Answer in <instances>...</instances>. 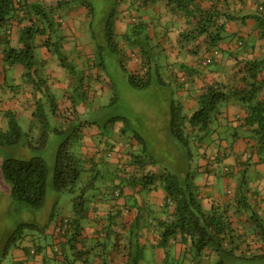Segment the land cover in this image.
<instances>
[{
	"label": "trees",
	"instance_id": "16d2710c",
	"mask_svg": "<svg viewBox=\"0 0 264 264\" xmlns=\"http://www.w3.org/2000/svg\"><path fill=\"white\" fill-rule=\"evenodd\" d=\"M107 1L110 2V6L101 22L102 30H100L101 36L105 37L107 41L105 43L101 40L99 44H105V50L110 52L113 57L111 61H107L103 58L104 55L97 54L102 61H96L94 66L110 77L113 83V91L108 104L100 102V109L107 110L109 105L112 107L121 97L118 88L125 79L124 76L123 80L117 78V76L124 73L127 76L128 88L134 90L149 89L148 94L149 92H160L162 94L160 101L169 103L170 118L167 122V128L169 133L172 134L171 137H173L175 145L185 153V151L192 149L194 142H203L209 134L214 132V121L223 107L239 101L248 107L245 125L253 128L255 134L253 149L259 155L260 162L264 163V80H260L264 72V55L246 61L245 72L240 83L227 85L218 82L207 85L197 98V109L189 114L176 92L166 89L170 86V83L165 77V66L158 63V59L159 62L163 63L161 59L165 57L164 49L160 44L158 46L152 45L147 24L143 22L142 15L139 12L144 10L143 7L158 5L162 11L178 14L184 18L185 27L180 32L179 39L181 44L194 43L205 37L214 46L211 49V55L207 57V59L211 58L210 63L204 65L211 64L216 55L220 53L217 45L223 39L227 22L236 19L245 21L248 15L237 16L230 13L231 11L226 8L224 3L226 0ZM93 2L94 0H60L53 7L41 0H0V48L2 46L6 47L4 61L9 65H22L25 69L24 78L35 86L32 95H35V98L36 95H39L36 98L37 107L34 117L40 118L43 127L37 147H45L47 144L50 134V120L45 110V102L42 100V92L44 87L49 84V80L44 77V74L40 73L38 68L36 35L40 33L49 35L43 44L48 47L52 55L56 56L67 70H70L72 75H76L75 61L70 58L68 52L62 49L63 25L60 19L56 17V10L62 7L72 8L75 4L85 5L92 17L90 25L93 27L97 13V7ZM124 6L125 8L122 10L121 8ZM255 18L258 23L259 34L264 37V13L257 15ZM118 19H122L123 24L129 27L125 33L117 30V23L115 22ZM16 23L22 25L19 30L21 47L18 48L11 46V34ZM245 48L246 41H241L239 50L235 53L236 58L241 53H245ZM153 50H156L157 53ZM133 58L140 61L139 73H134L129 69V61ZM207 59H203V62ZM114 61L117 63L115 66L113 65ZM155 68L157 69V75L154 74ZM159 68H161V71ZM76 76L78 85L74 89V93L80 94L78 100H74V103L77 104L89 99L90 96H88L86 87H93V83L87 84L85 82V79L88 78L85 74L78 76L77 73ZM89 80L91 81V79ZM121 90L119 89V91ZM97 94L98 91L94 90V100L97 99ZM52 104H54V114L57 120L62 121L64 115L58 111V107L55 109L57 106L55 99ZM5 115L10 119V123L5 131H0V145H16L24 142V139L28 137V133L24 131L16 115L12 111H6ZM110 117L112 122L117 121L114 115ZM120 117V120L125 122L124 129L121 132L128 133L131 120L124 116ZM78 120L79 123H74L70 132L75 133L76 139L79 140L81 135L79 134V128L82 126V121L80 118ZM132 132L134 135H132V141L129 145L130 147L133 145L139 146L138 152L132 154L136 171L128 179L124 178L125 184L121 179V188L115 192V195L124 196V185L138 186L143 184L146 188H150L149 190L162 188L166 192V201L162 206L163 213L166 216L164 218L154 217L151 221V219L144 218L139 213L132 222H124L119 217L130 210L127 207H125V212L120 209L118 211L119 216L115 215L109 218L115 223L108 222L106 225L107 238L102 242L105 243V248H108L110 242L119 241L123 236L127 243V253H129L126 264H143L146 246L141 243V239L145 236V230H147L154 232L157 238L156 245L166 249L167 253H172L173 240L177 242L180 240V242L187 245L184 255L179 259L172 258L168 253L166 259L170 264H200L202 262L200 260L205 259V257L214 259V264H249L254 261H264V215L257 212L251 201H249V185L245 172H242L236 199L240 209L250 212L248 222L250 224L251 221L252 225L244 231L246 235L248 233L250 235L249 242L242 232H237L234 228L228 210L215 205L212 207L204 205L192 172L182 173L176 169L166 167L164 172L158 174L141 173L140 169H143L147 162L157 164L158 161H155L157 156L154 157L149 153V143L142 132L137 129H133ZM71 145L64 142L57 154L54 178V187L59 193L56 201L57 205L60 204L64 192H76L75 187L81 179L82 170H86L82 165L81 158L72 151ZM108 148L110 152H115L116 149L121 152V149L117 148L115 143H108ZM119 162L122 163L121 153L119 154ZM3 170L6 180L12 185V195L17 203L39 209L46 206L49 196L50 168L44 158L36 156L28 160L7 159ZM100 172L102 173V171ZM100 172L91 171L90 173H93V175L90 177L89 182L84 184L80 192L75 195L72 210L74 221H78V226L74 224L71 217H67L63 222V229L68 232L72 231L74 242L77 241L79 232L80 236L82 234V228L79 226L80 220L88 209V205L92 202L88 199V196L96 189L97 176ZM109 173L111 177L104 180L114 181L117 175L112 172ZM128 205L130 208L132 205L136 208L135 196L132 199V205L129 202ZM137 208L139 210V206ZM117 220H120V222ZM116 226L123 228V231L119 232ZM23 228L21 226L14 233L8 244L16 243L17 237L23 232ZM257 241L262 244L260 247L253 244ZM28 248L30 255L37 254V249ZM188 256H190V262L187 260ZM94 260L95 257L90 258L89 251L82 250L78 251L71 260L66 261L64 264H77V262L92 264ZM207 261L209 260L207 259ZM104 264L108 263L105 262Z\"/></svg>",
	"mask_w": 264,
	"mask_h": 264
},
{
	"label": "crops",
	"instance_id": "0c3cea01",
	"mask_svg": "<svg viewBox=\"0 0 264 264\" xmlns=\"http://www.w3.org/2000/svg\"><path fill=\"white\" fill-rule=\"evenodd\" d=\"M41 1L54 7L60 0ZM224 3L226 8L231 11L230 13L237 16L248 15V18L245 21L236 19L227 22L223 39L217 45L220 53L208 65L204 64L208 60L207 57L212 53L211 49L214 48L209 40L202 37L194 43L185 45L180 43V32L185 27L184 18L165 10L164 12L158 5L143 7L144 10L139 12L142 15L143 22L147 24L152 45L158 46L160 44L164 49L165 57L161 59L163 62L161 64L165 66V77L170 83V86L166 89L176 92L189 114L197 109V98L207 85L218 82L227 85L240 83L245 72L246 61L264 55V37L259 34L258 23L255 18L257 15L264 13V0H226ZM124 8L125 6L121 9ZM56 11V17L60 19L63 25L62 49L68 52L70 58L75 61L76 75L77 73L78 76L85 74L86 78L91 79L90 81L87 78L85 82L87 84L93 83V87H86V91L90 94L89 99L76 104L74 100H78L77 94H71L69 97L68 95L65 96L66 91L76 89L78 78L76 75H72L70 70H67L57 57L52 55L48 47L43 44L49 35L42 33L36 35L38 68L40 73L44 74V77L49 80L48 83L53 86V89L61 91V94L63 93V96L60 94L61 97L56 96L55 99L58 103V111L61 114L66 113L64 117L74 116L75 120L80 118L82 121V126L79 128L81 135L78 142L81 144L82 157L87 160L86 167H89V173L91 171L100 172L104 168L117 176L111 182L105 181L104 179H108V176L104 177L101 172V175L97 176L96 189H99V191L80 220L79 226L82 228V234L80 236L79 232L76 242H74L72 231L68 232L63 229V222L67 217H71L74 221L73 210L66 211V208H64L63 215L49 224L45 232L39 235L40 240L33 237L34 241L38 243L44 241L46 244L45 247L39 245L36 257L34 256V259H31L33 255L28 253V246L24 244L20 247L15 246L12 251L13 264H46L47 259H54L57 262L59 260L64 264L66 261L71 260L78 251L82 250L89 251L90 258L95 257L92 264H104L105 262L108 264H126L129 253H127V243L123 236L119 241L110 242L108 248H105V243H102L107 238V223H115L109 218L115 215L119 216L118 211L120 209L125 212V207L130 211L119 217L124 222H132L139 213L144 218L151 219V221L154 217L164 218L166 215L163 213L162 206L166 201V192L162 188L149 190L150 188H144L141 185H124V196L115 195V192L121 188V179L125 184L124 178L128 179L136 171L132 154L138 152L139 146L133 145L130 147L129 143L132 141V135L121 132L124 129L125 122L119 121L121 119L120 115H114V118H117L114 123L110 116V118L105 117L107 111L100 109L99 105L100 102H103L102 98L106 96L108 100L110 99L113 83L104 71H100L94 66L96 61H102L97 56L98 49L95 41L91 42L85 37L87 44L80 43L84 33L92 32L85 26L86 22L92 20L89 9L85 5L75 4L72 8L62 7ZM116 23L117 30L121 33H125L129 28L123 24L122 19H118ZM21 26L18 23L15 24L11 34V46L21 47L19 43ZM82 26L86 28L85 32L83 35L76 36L74 31ZM106 41L105 38L103 42L106 43ZM241 41H246L245 53H241L236 58L235 53L239 50ZM5 53L6 47L2 46L0 48V92L4 94L1 96V111L6 118V111H12L20 121L24 116L31 120V112L36 110V98L39 95H36V98L35 95H32L35 86L24 78V67L19 64H7L4 61ZM203 59L207 60L203 62ZM139 62L134 58L131 59L128 64L129 69L134 73H139ZM116 64V61H114L113 65ZM124 79V86L127 87L126 75H124ZM260 80H264V72ZM94 90L98 91L95 100ZM148 90L137 89L136 91L141 94H148ZM94 102H97L98 109L92 108ZM168 105L169 103L164 101L163 118L166 129L165 133L160 135V138L162 137L163 144L169 141L170 144L175 145L173 137L169 135V130H167V122L170 118ZM247 108V105L239 101L223 107L214 121V132L209 134L205 141L194 142L192 149L185 151V153L176 151L178 153L176 158L161 160L157 155V160H155L158 161L157 164L147 162L140 171L143 174H158L164 172L168 167L182 173L192 172L204 205L206 207L215 205L228 210L234 228L237 232H242L249 242L250 235L249 233L246 235L244 231L252 225L251 221L250 224L248 222L250 212L238 207L237 190L242 172H245L249 185V201H251L257 212L264 215V163L260 162L259 155L253 149L255 144L253 128L245 125ZM157 114L155 110V116ZM124 117L129 118L126 115ZM117 123H119L118 127L116 126ZM117 128L120 129L118 133L120 138L126 140L120 142L123 143L120 146L115 143L121 149L122 163L108 156L110 154L108 143H114L112 135L118 132ZM151 152L149 150L150 154ZM134 196L136 198V208L132 205ZM57 200L56 197L55 203ZM128 202L132 205L131 208ZM137 206H139V210ZM117 221L120 222V220ZM74 224L78 226V221H74ZM116 229L119 232L123 231V228L118 226H116ZM144 235L141 239V243L146 246L143 264H170L166 259L169 252L167 253L166 249L156 245L157 238L154 232L145 230ZM172 246V253H169V255L176 259L181 258L187 249V245L180 242V240L178 242L173 240ZM105 259L107 260L104 262ZM187 260L191 261L190 256ZM213 260L211 257H205V259L200 260L202 261L200 264H214ZM77 264L83 263L77 262Z\"/></svg>",
	"mask_w": 264,
	"mask_h": 264
},
{
	"label": "rangeland",
	"instance_id": "374dc122",
	"mask_svg": "<svg viewBox=\"0 0 264 264\" xmlns=\"http://www.w3.org/2000/svg\"><path fill=\"white\" fill-rule=\"evenodd\" d=\"M93 3L97 7V13L94 18L95 22L93 25V29L89 21L85 23V26H87L88 30H92V32L88 34L84 33L86 30V28L83 27L84 25L81 28H76L74 32L76 36L83 35L84 33V35L81 37V44H87V40L85 39V37L91 42L95 41L96 48L98 49L97 54H102L104 55L103 58L105 60L111 61L113 56L110 54V52H107L105 50V44H99V41L105 40V37L101 36L100 33V30H102L101 22L107 14L106 11L109 10L110 2L107 0H94ZM95 24L97 25L95 26ZM153 52L157 53L156 50H153ZM158 63L159 65H161V61L159 62V59ZM159 70L161 71V68H159ZM154 74L157 75L156 68L154 69ZM124 75V73L119 76H117L116 74L117 78L121 80H123ZM123 84L124 81L119 85L118 88V92L120 93L121 97L116 103L113 104L112 107L110 105L108 106V109L106 110L107 113L110 116L116 114L120 116H128L131 120V127L128 131L129 135H134L132 132L133 129H137L143 134L145 133V138L149 143V150L152 151V156L156 157L158 155L161 160L176 158L178 155L176 151L183 150H181V148L178 146L170 144L169 141H166L165 144H163L161 140L162 137L160 138V135L164 134L166 129L165 120L163 118L164 102L160 101V97L162 94L160 92H149V94H141L134 89L123 86ZM121 88L123 89L121 90ZM119 89L121 91H119ZM66 92L67 93H65V96L68 95V97L71 94H75L74 89ZM2 94L4 93L0 92V102L2 99ZM42 94V100L45 102V110L48 114V119L50 120V134L48 136L46 146L37 147L38 141L41 138V130L43 124L41 123L40 118L34 117V112L36 110L34 112L32 110L31 120L24 116L20 121L16 116L20 124L22 125L24 131L28 133V137L24 139V142L16 145H0V264H13L12 251L13 249H15V246L20 247V245L24 244L25 246L38 249L39 245L41 244L45 247L46 244L44 241L38 243L33 240V237L37 240H40L39 235L45 232L49 224L56 221L57 218L63 215L64 208H66V211H68L74 207L75 195L80 192L81 187H83L84 184L88 183L90 177H92L93 175V173H89V167H86V165L88 164L87 160L82 157L81 144L78 142V139H76L77 137L75 136V133L73 134L70 132V129L73 128V124H78L79 120H75L76 118H73L74 116H67L64 117V119L66 120L63 119V121L59 122L56 118V115L54 114V104H52V102H54L56 96H60L61 91L54 90L53 86H51V84L49 83V85L44 87V91L42 92ZM79 95L80 94H77L78 97ZM61 96H63V93L61 94ZM88 96H90L89 93ZM107 100L108 99L106 96L102 98L103 102H107ZM109 101L110 100H108L106 104H108ZM57 107L58 103L55 109ZM92 108H99L97 102L93 103ZM155 110L158 113L157 116H155ZM65 114L63 113L64 116H66ZM109 115L105 117L110 118ZM69 118L73 119L67 120ZM9 123L10 119L8 117L6 118L3 116V113L0 108V131H5L9 127ZM116 126L118 127L119 123H117ZM117 130V133H113L112 140L114 143L120 146L121 144H123L120 142H124L126 140H122L120 138V134H118L120 129L117 128ZM79 134L81 133L79 132ZM169 135L171 136L172 134L170 133ZM64 142L72 144V151H74L81 158L82 165L86 170H82L83 172L81 179L75 187L76 192H64L62 194V198L60 199V204L57 205L55 203V199L56 197H59V193L54 187V178L57 166V154L59 148ZM119 154L120 151L116 149L115 152H110L108 156L111 159L115 158L117 161H119ZM36 156L44 158L50 168L48 201L46 203V206L41 209L33 208L30 205L20 204L14 200L12 195V185L6 180L3 170L4 163L7 159L28 160ZM108 156L106 155L107 158ZM102 174L104 177H111V174L104 168L102 169ZM141 186L145 187L143 184H141ZM98 191L99 189H95L94 191H92L88 196V199L94 200L97 196ZM21 226L24 227L23 232L21 234L22 236L20 235L19 237H17L15 244H8V242L12 239L14 233L17 232ZM253 244L255 246L260 247V243L258 241ZM34 256L36 257V255ZM34 256H32L31 259H34ZM46 262V264H63V262H59V260L57 262L54 259H47ZM249 264H264V261H254L250 262Z\"/></svg>",
	"mask_w": 264,
	"mask_h": 264
},
{
	"label": "built area",
	"instance_id": "2783aa9c",
	"mask_svg": "<svg viewBox=\"0 0 264 264\" xmlns=\"http://www.w3.org/2000/svg\"><path fill=\"white\" fill-rule=\"evenodd\" d=\"M210 61H211V58H208V60L205 62V64L210 63Z\"/></svg>",
	"mask_w": 264,
	"mask_h": 264
}]
</instances>
